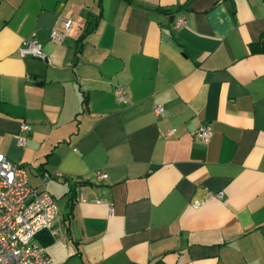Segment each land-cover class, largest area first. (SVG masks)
<instances>
[{"label":"crops","instance_id":"obj_1","mask_svg":"<svg viewBox=\"0 0 264 264\" xmlns=\"http://www.w3.org/2000/svg\"><path fill=\"white\" fill-rule=\"evenodd\" d=\"M263 30L264 0H0V152L55 199L49 256L264 264ZM31 36L40 57L18 52Z\"/></svg>","mask_w":264,"mask_h":264},{"label":"built area","instance_id":"obj_2","mask_svg":"<svg viewBox=\"0 0 264 264\" xmlns=\"http://www.w3.org/2000/svg\"><path fill=\"white\" fill-rule=\"evenodd\" d=\"M182 22L183 16L173 21L174 25ZM61 23V29L49 30L50 40L61 41L64 38L71 18L62 16ZM17 49L20 54L42 56L40 44L33 36L22 39ZM114 96L118 101L126 100V94L120 86L115 87ZM160 111L162 105L155 104L153 112ZM28 128L27 123H20L21 131ZM171 131L173 128L164 132ZM194 134L205 142L211 134L210 126L201 122L195 127ZM15 140L18 144L24 142L21 134H16ZM94 174L97 179L107 176L102 170H95ZM47 177V172H43L41 179L44 181ZM215 194L219 196L220 192ZM199 203L200 200H194L192 205L197 206ZM108 208L111 209L110 205ZM43 229L56 233L54 238L57 240L65 238L54 197L47 190L28 183L25 168L0 152V264H59L34 239L35 234Z\"/></svg>","mask_w":264,"mask_h":264},{"label":"trees","instance_id":"obj_3","mask_svg":"<svg viewBox=\"0 0 264 264\" xmlns=\"http://www.w3.org/2000/svg\"><path fill=\"white\" fill-rule=\"evenodd\" d=\"M252 50H264V30L261 32L259 38L249 43Z\"/></svg>","mask_w":264,"mask_h":264},{"label":"water","instance_id":"obj_4","mask_svg":"<svg viewBox=\"0 0 264 264\" xmlns=\"http://www.w3.org/2000/svg\"><path fill=\"white\" fill-rule=\"evenodd\" d=\"M72 231H73L74 235L76 236V228H75L74 223L72 224Z\"/></svg>","mask_w":264,"mask_h":264}]
</instances>
